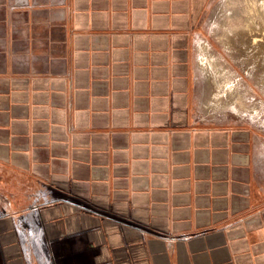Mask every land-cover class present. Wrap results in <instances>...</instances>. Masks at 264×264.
Segmentation results:
<instances>
[{
	"label": "crops",
	"instance_id": "crops-1",
	"mask_svg": "<svg viewBox=\"0 0 264 264\" xmlns=\"http://www.w3.org/2000/svg\"><path fill=\"white\" fill-rule=\"evenodd\" d=\"M211 1L0 0V264H264V136L197 107Z\"/></svg>",
	"mask_w": 264,
	"mask_h": 264
},
{
	"label": "rangeland",
	"instance_id": "rangeland-1",
	"mask_svg": "<svg viewBox=\"0 0 264 264\" xmlns=\"http://www.w3.org/2000/svg\"><path fill=\"white\" fill-rule=\"evenodd\" d=\"M255 26H264V8L259 0L211 1L199 27V38L209 44L207 53L211 68L208 66V73L212 75L215 67L225 68L233 85L226 96L216 98L212 79H208L198 65L200 73L206 77L200 74L197 107L204 118L234 124L250 123L264 136V49L255 52L254 45L242 48L239 41L233 39L237 31ZM201 100L204 106L199 104Z\"/></svg>",
	"mask_w": 264,
	"mask_h": 264
},
{
	"label": "bare ground",
	"instance_id": "bare-ground-1",
	"mask_svg": "<svg viewBox=\"0 0 264 264\" xmlns=\"http://www.w3.org/2000/svg\"><path fill=\"white\" fill-rule=\"evenodd\" d=\"M259 2H260V5L264 8V0H261V1L259 0ZM233 39H234V42L239 41L240 46L242 48L243 47L247 48V45H249L248 47L251 48V46L254 45L255 48L254 47L253 48H254L255 52H256V50H258V52H262L264 49V26H255V28H249L247 31H243V30L237 31L236 35H234ZM232 42H233V40H232ZM196 45H197V49L199 51V55L197 56V62H198L199 68L201 69L202 72L204 71V73L208 79H212L211 84L215 88L214 96L216 98L221 99V96H223V97L226 96V93L232 90L233 82H232L230 76L228 75V71L225 68L215 67V71L213 72L212 75H210L208 73L209 56L207 53V48H208L209 44L205 40H202L201 38H199ZM249 50H251V49H249ZM208 52H209V48H208ZM213 65H214V63H213ZM209 68H211V67L209 66ZM205 75L203 74V76H205ZM208 79H206V80H208ZM210 96H211V94H210Z\"/></svg>",
	"mask_w": 264,
	"mask_h": 264
},
{
	"label": "built area",
	"instance_id": "built-area-1",
	"mask_svg": "<svg viewBox=\"0 0 264 264\" xmlns=\"http://www.w3.org/2000/svg\"><path fill=\"white\" fill-rule=\"evenodd\" d=\"M41 1L44 0H14L16 6L26 7V6H35L38 5ZM56 5H64L66 0H48Z\"/></svg>",
	"mask_w": 264,
	"mask_h": 264
}]
</instances>
